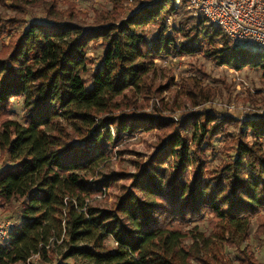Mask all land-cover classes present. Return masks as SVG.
<instances>
[{
  "label": "trees",
  "instance_id": "16d2710c",
  "mask_svg": "<svg viewBox=\"0 0 264 264\" xmlns=\"http://www.w3.org/2000/svg\"><path fill=\"white\" fill-rule=\"evenodd\" d=\"M134 1L138 8L124 20L99 15L86 27L71 3L60 11L56 0H0L16 15L0 9V40L9 36L0 46V212L18 218L0 264H19L51 242L39 249L43 259L53 240L65 248L59 261L71 264H211L200 257L197 237H204L195 235L203 219L239 260L264 264L239 249L250 237L264 248V111L242 123L204 109L165 119V106L155 105L162 87L146 82L154 59L201 51L218 65L264 77V53L233 46L200 16L183 17L168 32L174 0ZM152 24L161 29L149 40ZM98 40L104 51L90 70L87 51ZM186 82L190 107L221 92L196 78ZM246 99L256 103L249 93ZM16 100L20 121L11 118ZM151 130L154 153L134 173L98 178L112 149ZM219 139L225 157L210 168ZM122 177L130 183L110 207L88 202Z\"/></svg>",
  "mask_w": 264,
  "mask_h": 264
},
{
  "label": "rangeland",
  "instance_id": "374dc122",
  "mask_svg": "<svg viewBox=\"0 0 264 264\" xmlns=\"http://www.w3.org/2000/svg\"><path fill=\"white\" fill-rule=\"evenodd\" d=\"M66 3H71L75 6V11L80 12V18L78 19L82 21L83 25L86 27L93 26L95 17L99 15L105 19L114 16V19L117 21H122L139 6L134 0L123 1L118 4L116 8L112 5L111 0H56L57 9L60 11L67 9ZM6 4L9 6V1H7ZM174 5L176 12L164 22V29L168 32H175L179 21H181L183 17L186 19L194 18L187 4L182 6L180 0H174ZM7 6L0 7L2 14L5 13L7 17H15L16 15H14ZM35 10L36 8L33 12ZM36 16H40V12H37ZM26 19L29 20L30 18L26 17ZM25 25L26 24L23 23L15 26L11 34L21 31L25 28ZM160 29L161 27L153 24L148 26L145 29L147 38L150 40ZM8 37V35H5L0 40V46L2 43H7L9 40ZM103 51L104 46L100 40L91 44L87 51V57L92 59L91 64L88 66L90 70H93L99 62V58ZM203 55L204 53L201 51L193 56L160 57L152 61L150 71L146 76V82L153 88L162 87L160 95L162 102H155V105L159 107V109L160 105L165 106V109L161 110L162 117L175 121L180 119L183 115L193 112L191 110L201 112L204 109L238 119L239 122L242 123L247 117L263 113L264 77H262L259 70H253L251 68H244L241 71L233 70L228 66L218 65L216 61L209 60ZM199 72L201 74H199ZM190 78H196L205 88L216 89L220 87L221 92L220 94L216 93L213 99L202 104H197L195 107H190V103L194 102H189L186 91V80L188 81ZM247 93L251 94L254 98L256 101L255 104L247 101ZM136 97L138 102L143 99L139 94ZM152 102L151 99L148 102V106L152 105ZM146 111H148V109ZM21 114V103L19 100H16L11 108V118L20 121ZM156 134L155 130L136 134L125 140V144L122 147L120 146L112 149L108 160L98 168L100 172L98 178L100 176L110 177L119 173L121 175L125 172L126 174L134 173L135 163L144 162L154 153L155 142L157 140ZM217 145L215 155L212 157L210 156V161L212 163L210 168H214L213 165L217 164L220 158L224 159L225 157L221 153L220 148L222 139L218 140ZM95 177L97 178L96 174L93 178ZM185 177L190 178L189 170L185 173ZM203 179H206V174ZM129 183L130 180H128V178H118L116 181H112L110 186L101 188L100 192L92 196L88 202L95 207L108 208L121 193L122 187H127ZM0 217H10L14 223L18 221V218L10 216L9 214H2L1 212ZM191 226H193V224H191ZM195 226L197 227L195 235L198 236L200 234L201 237H204H197L201 258L206 257L211 264H249L244 260H239L241 257L233 247L225 245L212 234V231L215 230L208 226V220L203 219L196 222ZM59 241L60 240L52 241L55 245L53 244L50 247V252L46 253L41 264H71L70 260H65L63 262L59 261V256L65 251L63 246L58 245ZM188 242L189 241H186L185 243ZM107 243L110 244L109 242ZM245 247H247V250L252 251V254H254V257L259 263H264V248L260 242L250 237V239L245 240L240 245L239 249L242 250Z\"/></svg>",
  "mask_w": 264,
  "mask_h": 264
},
{
  "label": "built area",
  "instance_id": "2783aa9c",
  "mask_svg": "<svg viewBox=\"0 0 264 264\" xmlns=\"http://www.w3.org/2000/svg\"><path fill=\"white\" fill-rule=\"evenodd\" d=\"M187 6L194 17L217 27L233 46L264 53V0H187ZM13 224L12 219L0 217V247ZM50 243L39 245L35 254L19 264H41L39 249L48 250Z\"/></svg>",
  "mask_w": 264,
  "mask_h": 264
}]
</instances>
